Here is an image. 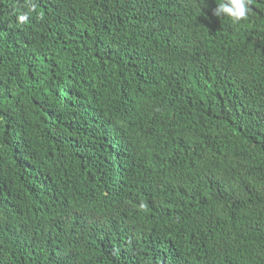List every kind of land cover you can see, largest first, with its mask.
Instances as JSON below:
<instances>
[{"label":"trees","instance_id":"1","mask_svg":"<svg viewBox=\"0 0 264 264\" xmlns=\"http://www.w3.org/2000/svg\"><path fill=\"white\" fill-rule=\"evenodd\" d=\"M221 2L0 0V264H264V0Z\"/></svg>","mask_w":264,"mask_h":264},{"label":"clouds","instance_id":"2","mask_svg":"<svg viewBox=\"0 0 264 264\" xmlns=\"http://www.w3.org/2000/svg\"><path fill=\"white\" fill-rule=\"evenodd\" d=\"M251 2L252 0H223V2L219 3L213 10V15L218 18L226 17L234 23H240L248 19L251 11ZM31 10H35L34 4H31ZM16 19L18 24L24 25L29 22V14L27 12L19 13Z\"/></svg>","mask_w":264,"mask_h":264}]
</instances>
